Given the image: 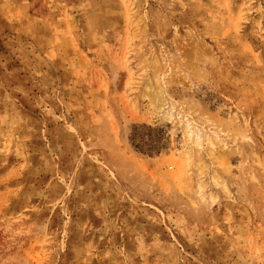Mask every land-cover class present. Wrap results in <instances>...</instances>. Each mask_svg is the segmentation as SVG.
<instances>
[{
  "label": "rangeland",
  "instance_id": "rangeland-1",
  "mask_svg": "<svg viewBox=\"0 0 264 264\" xmlns=\"http://www.w3.org/2000/svg\"><path fill=\"white\" fill-rule=\"evenodd\" d=\"M0 264H264V0H0Z\"/></svg>",
  "mask_w": 264,
  "mask_h": 264
}]
</instances>
